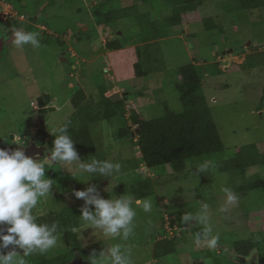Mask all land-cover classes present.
I'll list each match as a JSON object with an SVG mask.
<instances>
[{"label":"rangeland","instance_id":"rangeland-1","mask_svg":"<svg viewBox=\"0 0 264 264\" xmlns=\"http://www.w3.org/2000/svg\"><path fill=\"white\" fill-rule=\"evenodd\" d=\"M101 1L75 0L71 3L69 0H51L49 3L46 0H8L6 7L0 4V13L2 9L12 13L2 18L5 24L12 22L14 16L21 20L23 16L18 13L20 6L25 17L19 29L38 33L40 44L39 47L31 44L17 47L11 43V37L0 52V146L13 141L14 134L17 137L31 135L32 129L46 128L51 135L53 128L74 112L71 98L76 91L84 89L88 95L99 98L102 87H109L107 74L120 91L131 94L125 100L127 116L132 109L146 118L160 116V100L164 98L168 99L174 110L180 111L183 106L176 88L180 80L178 68L187 62H197L208 75L203 88L225 145L224 151L204 159L214 161L215 166L206 174L198 173L197 176L191 172L187 178L174 180L170 165L152 169L142 165L135 173L149 175L153 179L154 193L143 198L153 201V210L150 213L137 210L133 236L128 241H105L102 237L93 236L90 228L81 230L78 236L83 237L81 251L86 259L94 251L99 254V251L114 243H122L131 248L133 264H217L218 258L223 264L235 262L231 259V256H235L233 243L238 239L249 238L253 232L264 230V188L246 197L237 193L238 206L228 213H221L219 209L225 200L221 189L234 188L230 174L219 171L216 161L234 157L248 143H257L264 150V65H240L246 62L250 54L264 51V18L258 16V10L235 8L231 4L235 0H205L198 10L186 16L187 20L182 25L172 27L171 34L162 41L167 69L154 75L138 77L135 69L138 56L133 36L137 30V17H125L114 25H100L102 18L99 11L102 8H97V3ZM113 3L116 7L134 5L138 13L149 12L154 19H162L171 13L169 0H153L149 3L115 0ZM208 17L216 20L218 29L206 27L204 19ZM35 23L45 27H40L42 31H39ZM5 28L0 21V36ZM118 35H123L125 46L107 49L105 43ZM47 38H50L48 43L45 41ZM229 49L233 51L217 54L218 51ZM211 64L214 65L215 74L208 73ZM42 91L49 92L55 98L54 105L58 107L57 110H49L44 121L38 119L32 103L37 102ZM131 126L135 129L134 125ZM91 130L97 146L104 148L112 159L139 157L136 145L119 140L116 123L97 122ZM45 164L48 166L47 162ZM194 165L193 159L187 160L188 169ZM52 167L55 173L49 170L45 172L55 185L52 194L42 202L46 209L54 211L75 202L81 207L84 202L73 195V190H82L89 184H95L92 178L82 182L73 178L66 169H60V165ZM255 172L264 174V164L251 168L249 174ZM134 176V173L113 176L110 184L103 183V189L100 184L95 185L100 191L112 189L115 185V196L119 185L126 182L120 188V195L134 196L130 183ZM52 195L56 200L49 201ZM202 203L209 205L208 226L212 228L213 234L220 235L218 247L214 250L197 247L195 235L185 224L182 228L184 234L182 229L179 232L181 243L177 252L154 258V246L163 221L173 236L178 228V225H172L175 217L186 213L195 214ZM203 227L200 225L202 230ZM65 246V238L60 235L57 246L47 254L55 256ZM104 264H108L107 257L104 258Z\"/></svg>","mask_w":264,"mask_h":264},{"label":"trees","instance_id":"trees-1","mask_svg":"<svg viewBox=\"0 0 264 264\" xmlns=\"http://www.w3.org/2000/svg\"><path fill=\"white\" fill-rule=\"evenodd\" d=\"M4 1L7 2L8 0ZM46 1L50 3L51 0ZM74 1L69 0L71 3ZM113 1L115 0L97 3V8L98 6L102 8L99 11V16L102 18L99 24L114 25L117 24L118 20L125 17H137V30L133 33V36L138 56V61L135 64L136 75L138 77L154 75L167 69V63L162 52V41L171 34L172 27L182 25L187 20L186 16L198 10L205 2V0H169L171 13L162 19H154L149 12L138 13L134 5H119L116 7ZM116 1L122 2L126 0ZM138 1L149 3L153 0ZM231 4L237 9L247 11L258 10L260 13L258 16L264 18V0H235ZM18 13L25 17V13L20 9V6L18 7ZM13 18L9 24H5L3 19L0 18L3 25L7 27L4 29V32L13 26L20 27L21 23H23V21L18 20L17 16ZM204 22L208 29L219 28V24L213 17L205 18ZM45 41L47 43L50 42V38H47ZM125 42L126 40L123 35H118L116 38L108 40L105 43V47L107 49H119L125 46ZM245 61V64H240L242 67L264 65V51L250 54ZM211 65L209 66L208 73L215 74L214 65ZM178 72L180 80L176 83V88L182 102V110H174L170 106L168 99L164 98L160 100L162 114L153 118H146L137 112L136 109H132L129 112V116H127L128 109L125 100L131 95L130 93L127 96L124 95L117 100H113L107 95L108 89L102 87L99 98L88 95L84 89L76 91L75 95L71 98L75 110L66 121H70L69 134L75 142L74 147L77 149L78 154L85 162L93 156L99 160L120 162L122 170L119 174L114 175V177L117 175L124 176L129 173L137 175V177L134 176V179H130L135 198H145L154 193L152 177L135 173L140 170L142 165H145L149 169L162 165H170L173 170L172 177L174 180L182 177L187 178L192 172V169L187 168L188 159H193L196 164L206 158L208 159L210 155L225 150L220 130L204 92V82L208 77V75H205L204 68L197 62L191 61L182 64L178 68ZM101 121L106 124L116 123L119 140H126L130 145H136L139 157L135 155L136 157L134 156L133 158L123 156L112 159V156H108L104 148L98 147L91 127L93 124ZM131 125H134L135 129ZM136 127L139 129L138 131ZM45 135H42V142L46 143L49 151H51L55 136L53 134L49 135V139L46 141ZM119 148L122 149L121 147ZM262 164H264V150L257 143L245 144L234 157L216 161L218 170L230 174L234 190L240 196L244 195L243 197L255 194L258 190L264 188V174L261 172L249 174L251 168ZM46 170H49L50 173H55L52 166H46ZM56 174L58 173L56 172ZM91 178L95 184H100L102 188L103 183L108 182L110 184L113 177L101 178L98 174H94ZM125 183H121L116 190L118 193H115L118 196L121 194L120 188L126 185ZM54 187L55 185L53 184ZM107 190L109 192L105 190L100 191L104 198L113 196L114 189L113 191L111 188ZM51 199L56 200L53 195L49 201ZM38 210L40 222H48L50 224L56 221L60 229H64L61 235L65 238L66 246L55 256H49L47 253H36L26 257V259L32 264H65L73 258L76 251H79L86 258L81 251V238L78 236V233H73L70 230L80 224V205L75 202L58 210L49 211L41 203L38 205ZM181 217L180 215L176 216L173 221L174 224L171 222L172 225H178L173 236L169 234L163 221L160 234L154 246V258H162L177 252L178 246L181 243L179 232L185 226V223H182ZM188 228L194 235L202 231L200 224L196 223H192V226H188ZM203 251L207 252V249ZM233 251L237 255L236 259L239 260L238 264L251 262L252 264H264V230L253 232L247 239L236 240L233 243ZM253 252L256 253L251 256ZM84 253H87L86 250H84ZM209 253L208 250V257ZM249 256L252 257L250 260L248 259ZM217 264H223L221 259L218 258ZM226 264H236V262H227Z\"/></svg>","mask_w":264,"mask_h":264},{"label":"clouds","instance_id":"clouds-1","mask_svg":"<svg viewBox=\"0 0 264 264\" xmlns=\"http://www.w3.org/2000/svg\"><path fill=\"white\" fill-rule=\"evenodd\" d=\"M20 19L23 20L24 16ZM11 35V43L17 47L25 44L40 46L38 33L12 29ZM32 103L34 108H39L38 101ZM69 126L70 121H63L53 128V147L44 159L52 164H59L60 169H66L73 178L82 182L89 181V177L94 174L101 178H111L121 172L120 162L99 160L95 156L85 162L74 147L75 142L69 134ZM15 144L24 145V142L17 141ZM214 166V161L204 160L196 163L192 172L197 176L198 173L206 174ZM45 172L46 164L41 159L26 155L25 148L0 147V225H7L6 234L0 232V249L13 246L7 254L0 252V264H26V257L36 253L45 254L58 244L64 229L61 230L56 221L49 224L40 222L39 219L38 205L52 194L53 188V179L48 178ZM105 191L109 192L107 188ZM221 191L225 200L219 211L228 213L238 206L239 195L229 187H223ZM73 195L84 203L80 207V224L70 230L81 233V230L90 228L93 236L102 237L105 241H128L134 234L137 210L145 213L153 210L151 199L135 198L130 194L104 198L95 184H89L82 190H73ZM209 218V205L202 203L195 214H183L181 220L189 226H192L193 221L203 225V230L195 234L194 243L199 248L214 250L218 247L220 235L213 234L212 228L208 226ZM81 238L83 239L82 236ZM17 248L23 250L22 255L16 251ZM254 253L256 252L251 256ZM105 257L108 264H133L131 248L122 243H114L99 254L94 251L89 260L91 264H104ZM236 257L237 255L231 256V259L238 264Z\"/></svg>","mask_w":264,"mask_h":264},{"label":"water","instance_id":"water-1","mask_svg":"<svg viewBox=\"0 0 264 264\" xmlns=\"http://www.w3.org/2000/svg\"><path fill=\"white\" fill-rule=\"evenodd\" d=\"M104 1L105 0L101 1V3L104 2ZM82 25H84V24H82ZM10 34L11 33H5V34H3L0 37V52L5 48L6 40H7L8 36ZM227 51L231 52V51H233V49L224 50V51H218L217 54H225ZM107 79H108V86H109L107 95L111 99L117 100V99L121 98L122 96L128 94V92H126V91H124V92L120 91L119 88L115 86V83L113 82L112 78L109 77L108 74H107ZM50 99H51V95L49 93H46V92H43L37 98L38 105H39L38 116H39V119L41 121H44L45 114L49 110H54L55 109V107H47V104L50 102ZM136 130L138 131L139 129L137 128ZM21 147L25 148V154L26 155L33 156L34 158H38L39 155L42 154V152H43L42 148L38 147L35 143H33L30 146H21ZM7 148L15 149L14 146H10V147H7ZM6 228H7V225H0V232H5V234H6ZM12 247L13 246L10 245L8 248L0 249V252H2L4 254H7L8 251L12 250ZM16 251L19 254H21V255L23 254V250L22 249L17 248ZM26 264H32V263L26 261ZM70 264H81V261H74V262H72Z\"/></svg>","mask_w":264,"mask_h":264},{"label":"flooded vegetation","instance_id":"flooded-vegetation-1","mask_svg":"<svg viewBox=\"0 0 264 264\" xmlns=\"http://www.w3.org/2000/svg\"><path fill=\"white\" fill-rule=\"evenodd\" d=\"M83 26L84 25H82V27ZM12 29H19V26H13L12 28H10L7 31H5L3 34H5V33H11V30ZM11 37H12V35L10 34L8 36L7 40H6V44H7L8 39L11 38ZM43 92L44 91H42L41 93H43ZM54 101H55V98H53V96L51 95L50 103L47 105V107H55L54 110H57V107L53 103ZM36 110H37V114L36 115H37V117L39 119V116H38V107H37ZM43 134L44 135L46 134L45 135V140L47 141L49 139V135L50 134L48 133V131L46 130V128L39 129V130L32 129L31 130V135H25L24 134L23 136L20 135L19 137H17V136H15L16 134H14L13 135V138H12L13 141L7 142L5 144H2L0 147L7 148V147H10V146H14L15 148H17V147H21V146H30L33 143H35L38 147H41L42 150H43L42 154L39 155V159H41V161L44 162V163L47 162L48 167H51V166H54V165H52V163H50L51 161H48V160L44 159L46 157L48 151H49V147H48V145L46 143H43L42 142L43 141V139H42V135ZM17 141H23L24 142V145H17V144H15V142H17ZM55 165H57V164H55ZM26 261H29V260L26 259ZM74 261H81V264H90L91 263V261L89 259L84 258L79 251H76L74 253L73 258L71 260L67 261L65 264H70V263H72Z\"/></svg>","mask_w":264,"mask_h":264},{"label":"built area","instance_id":"built-area-1","mask_svg":"<svg viewBox=\"0 0 264 264\" xmlns=\"http://www.w3.org/2000/svg\"><path fill=\"white\" fill-rule=\"evenodd\" d=\"M0 4L3 5V7H6L8 3H6L4 0H0ZM12 13L10 12V10H3L2 9V12L0 13L1 17L4 18L6 17L7 15H11Z\"/></svg>","mask_w":264,"mask_h":264},{"label":"crops","instance_id":"crops-1","mask_svg":"<svg viewBox=\"0 0 264 264\" xmlns=\"http://www.w3.org/2000/svg\"><path fill=\"white\" fill-rule=\"evenodd\" d=\"M24 20V19H23ZM34 26L39 30L42 31L41 28L43 29V27H45L44 25H42L41 23H35ZM41 27V28H40ZM58 108V107H57Z\"/></svg>","mask_w":264,"mask_h":264}]
</instances>
